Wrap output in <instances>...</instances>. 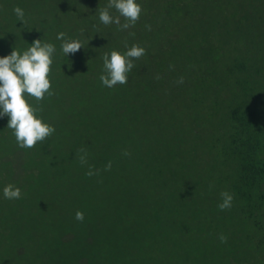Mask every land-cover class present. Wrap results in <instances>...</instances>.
<instances>
[{
    "label": "trees",
    "instance_id": "16d2710c",
    "mask_svg": "<svg viewBox=\"0 0 264 264\" xmlns=\"http://www.w3.org/2000/svg\"><path fill=\"white\" fill-rule=\"evenodd\" d=\"M107 2L0 0V56L57 47L54 94L31 100L55 133L21 149L0 118V264H264V0H138L124 30ZM133 44L104 87L103 55Z\"/></svg>",
    "mask_w": 264,
    "mask_h": 264
},
{
    "label": "clouds",
    "instance_id": "9594fccd",
    "mask_svg": "<svg viewBox=\"0 0 264 264\" xmlns=\"http://www.w3.org/2000/svg\"><path fill=\"white\" fill-rule=\"evenodd\" d=\"M109 9H115L119 15L113 16ZM13 12L23 24L24 10L17 6ZM141 12L142 6L138 0H108L107 6L99 10V21L103 25L116 24L124 30L136 23ZM121 16L125 19L123 24L120 23ZM55 39L61 42L60 52L65 57L83 47L80 39L66 38L64 32H58ZM56 53V44L41 37L25 49L13 48L9 54L0 56V118H8L6 127L12 130L16 145L21 149L33 148L56 131L55 126L39 114L40 109L31 103L33 98L41 101L46 95L54 94L51 73ZM144 54V47L138 44H133L123 52L112 49L105 53L100 83L107 88L126 84L128 74L134 67V59ZM80 159L82 163L86 162L84 156ZM86 174L93 175L91 171ZM21 195V188L11 183L2 189V196L7 200H18ZM221 195L223 202L218 207L221 210L231 207V194L224 192ZM75 219L83 221V212L77 211ZM220 239L223 242L226 238L221 236Z\"/></svg>",
    "mask_w": 264,
    "mask_h": 264
}]
</instances>
